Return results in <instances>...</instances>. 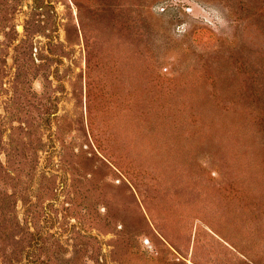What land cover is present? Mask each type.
<instances>
[{
    "label": "rangeland",
    "instance_id": "rangeland-1",
    "mask_svg": "<svg viewBox=\"0 0 264 264\" xmlns=\"http://www.w3.org/2000/svg\"><path fill=\"white\" fill-rule=\"evenodd\" d=\"M0 264H264V0H0Z\"/></svg>",
    "mask_w": 264,
    "mask_h": 264
}]
</instances>
